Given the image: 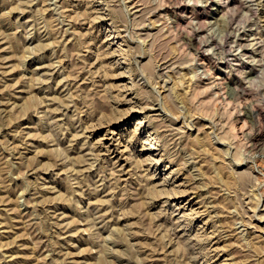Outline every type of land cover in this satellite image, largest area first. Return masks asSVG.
<instances>
[{"label": "rangeland", "instance_id": "1", "mask_svg": "<svg viewBox=\"0 0 264 264\" xmlns=\"http://www.w3.org/2000/svg\"><path fill=\"white\" fill-rule=\"evenodd\" d=\"M262 116L264 0H0V264H264Z\"/></svg>", "mask_w": 264, "mask_h": 264}, {"label": "bare ground", "instance_id": "2", "mask_svg": "<svg viewBox=\"0 0 264 264\" xmlns=\"http://www.w3.org/2000/svg\"><path fill=\"white\" fill-rule=\"evenodd\" d=\"M115 51V50H114ZM128 87V86H127ZM127 102V101H126ZM259 113V112H258ZM262 117H264V116H262ZM262 119V118H261ZM157 136V135H156ZM158 140V139H157ZM156 143V142H155ZM162 149V148H161ZM113 155V154H112ZM113 162V161H112ZM180 206V205H179Z\"/></svg>", "mask_w": 264, "mask_h": 264}]
</instances>
